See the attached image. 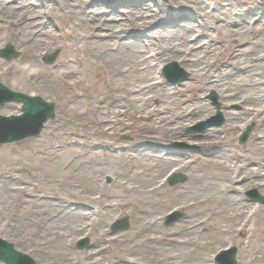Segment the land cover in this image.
I'll return each mask as SVG.
<instances>
[{"label": "bare ground", "instance_id": "obj_1", "mask_svg": "<svg viewBox=\"0 0 264 264\" xmlns=\"http://www.w3.org/2000/svg\"><path fill=\"white\" fill-rule=\"evenodd\" d=\"M12 1L22 6L27 0H0V5ZM96 2L99 5L83 15L86 18L81 24L89 34L81 35L75 30L72 37L78 46L76 52L84 53L87 58L100 57L111 67L116 84L110 85L109 95L102 103H88L90 93L71 96L72 104L78 108L63 113L58 123L78 125L74 130L79 137L74 140L76 146L89 144L84 120L102 130L105 138L137 124L141 130L136 136L139 149L135 154L144 160L140 166L115 170L112 187H105L101 185V172L98 175L91 162L74 154L71 161L58 167L68 174L67 182L57 178L58 188L49 195L32 197L31 185L16 190L18 195L25 196L22 203L31 207L26 213H35L38 219L31 234L32 248L41 264H115L107 259L106 252L134 237L133 251L117 264H182L190 260L192 264H210L208 251L223 244L224 237L244 231L250 218L264 213L263 206L241 199L242 189L237 187V183L263 187V168L258 171L251 168L254 159L238 151L232 138L244 129L238 126L240 120L244 125L264 117V12L259 8H244L238 2L212 7L202 0H174L165 7L134 0L128 8L118 11L113 9L116 3L110 0H88L89 4ZM173 14L190 20L152 29ZM74 17L69 21H74ZM19 19L1 18L0 30L8 29L9 37L24 47L30 68H37L31 72L21 70L30 81L28 87L50 91L55 85L73 84L69 77L77 72L69 60L63 61L61 71L39 65V52L48 45V38L60 39L56 29H47L49 23L44 18ZM249 24L253 26L244 33L243 26L250 27ZM130 29L142 38L141 42L125 38ZM221 29L225 31L224 37L215 38L213 33ZM228 48L232 52L224 58ZM159 57H177L186 63L193 71L192 84L181 90L166 89L162 83L155 85L151 64ZM74 85L81 86L79 82ZM210 89L217 90L221 97L225 125L182 135V128L189 123L186 112L189 109L203 112L207 102L201 95ZM153 101L157 104L153 105ZM85 102L89 104L87 111L80 109ZM231 104H239L240 110H230ZM172 140L196 146L191 154L202 158L198 172L190 175L183 187L170 188L165 182L171 173L193 164L189 157L159 149ZM36 144L32 141L26 146L35 148ZM255 145L263 148L261 143ZM148 148L154 149L148 151ZM1 166L0 161L2 172ZM6 174L11 179L12 175ZM187 195L191 196L189 200L184 199ZM176 204L188 211V217L165 228L162 222L167 211ZM119 210L129 212L132 228L109 236L107 228ZM203 229L206 232L201 233ZM176 236L184 238L177 244L182 250L175 252L168 241ZM84 237L91 238V247L79 253L73 244ZM205 237L208 241H203ZM246 248L254 257L250 264H264L263 247L248 244ZM138 255L141 259H137Z\"/></svg>", "mask_w": 264, "mask_h": 264}, {"label": "rangeland", "instance_id": "obj_2", "mask_svg": "<svg viewBox=\"0 0 264 264\" xmlns=\"http://www.w3.org/2000/svg\"><path fill=\"white\" fill-rule=\"evenodd\" d=\"M133 1L134 0H110V2L116 3V8L111 6L108 9L113 8L117 11L124 10L128 8L130 3ZM202 1L212 7L215 5L225 7L231 2H238V4L244 8H259L261 9V12H264V0ZM142 2L148 4L155 3V5L161 4V6L166 7L169 6V4L174 3V0H142ZM3 4L4 5H0V19L3 17L13 20H20V17L25 19L37 17L38 20L44 18L49 23L47 29H52V27L56 29L57 35L60 39L56 40L53 37L48 38V45L39 52V65L50 70L61 71L59 69L63 61L69 60L71 62V68L77 72L76 75L69 77V81L73 84H65L64 86L55 85L50 91L28 87L30 81L28 80L27 76L21 72V70L26 69L25 71L31 72L35 71L37 68H30L29 62L24 57V47L9 37L8 29L0 30V50L9 43L14 47L15 51L20 54L18 59L11 62H8L0 57V82L15 92L41 97L47 102L53 103L56 106L55 120L47 122L45 130L39 137L30 138L18 143L0 145V161L2 164L1 167L4 170L2 172L0 171V238L13 244L18 251L31 256L37 262V264H41L39 258L32 248L34 244L32 238L33 236L31 235L33 234L35 225L38 223V219L35 216V213H26V211H28V209L31 207L22 203L21 199H23L25 196L18 195L16 190L19 191V188L23 185H26L27 187L31 185L32 189L34 190V195H31L32 197L36 196V198L39 199L40 197L49 195V193L58 188L55 185V180L57 178H59L61 182H67L68 174L64 171H59L58 167L60 166L62 168L66 161H71L74 154H78V158L80 157L84 161L91 162L98 175L99 172H101L103 181L101 183L102 186L112 187L115 170L123 169L132 165L140 166L141 160H144L138 158L135 154L139 149L138 145L136 144V136L141 130V127L137 124H132V126L122 130L119 134L112 133L113 137L105 138L103 136L102 130H98L96 126L84 120L85 124L83 129L90 136L89 144L82 146L83 143H80L78 146H76L74 144V140L79 139V137L75 135L76 132H74V130L78 127V125L72 124L71 122L58 123L59 116H61L63 113L66 114L70 113L71 111L75 112L78 108L72 104L73 102L71 96H83L87 93H90L91 101H88V103H102V100H104L109 95L110 85L112 83L116 84V79L111 74V67L106 66L104 61L99 59L100 57H96V59L94 56L87 58L84 56V53L81 54L76 52L78 46L72 37V33L75 30H78L81 35L89 34L90 31L85 30V28L81 26L84 19L86 18V16L84 18L83 15L86 12L89 13L95 9L97 5H99L97 2L89 4L88 0H27L22 6H19L15 1ZM73 16H76L74 17V21H69L73 18ZM188 20H190V17L187 19L186 16L184 17L173 14L172 17H168L165 20L160 21L152 29H155L156 31V29L160 30L166 27H171L175 24L185 23ZM249 25L250 27L247 25L243 26L244 33H247L249 28L253 26V24ZM149 29V31H152L151 27H149ZM224 32L225 31L221 29L219 32L216 31L212 33L215 38L222 39L225 34ZM125 38L132 42L142 41V38L132 29H130L129 35L125 36ZM201 40H206V38H201ZM114 49H117V47H114ZM231 52L232 48L226 49L224 58H227ZM145 54L147 55V51H145ZM49 55L56 56V59L52 64H47L45 62V58ZM159 58V60H156L155 62L153 61L154 63L151 64V78H155V80H153L155 85H160L162 83L166 89L181 90L185 85L192 84L193 71L192 68H190L186 63L182 62L177 57ZM172 62L177 63L179 68L185 74L189 75L188 81H181L180 83L172 85L170 82L164 79L162 76V70L166 65ZM178 75L182 77L183 74L179 73ZM75 82H79L81 86L74 85ZM212 93L217 95L218 103L221 107L220 112L222 114L223 123H221V125L219 124L218 126L216 125L218 124V121H216L213 127L209 128H220L225 125L226 115L222 112L221 97L217 90L210 89L203 91L201 95L202 100L207 102L206 109L203 112L194 109H189L186 112V119L189 123L182 128V135L199 134L200 132L202 133L200 129L194 131L192 130L198 124L202 122H208L217 115L216 107L210 99ZM88 103L85 102V104H83L80 109L87 111L89 108ZM154 104L157 103L153 101V105ZM103 109H105V106ZM229 109L232 111H239L240 106L239 104H231ZM21 110V104L8 103L0 107V115L6 117L18 116L21 114ZM98 119L101 122L100 118ZM242 124V120H240L238 122V126H243L244 129H241L238 135L232 137L234 140V146L241 153L250 155L251 158L254 159L255 162L251 164V168H253L255 171L262 168L264 169V117H261L257 121L246 122L244 124L245 126ZM252 124L255 125V129L251 134L248 143L245 145H240L239 139L241 135L245 132L247 127ZM32 141L37 142L35 148L26 146L27 143ZM260 143L262 144L263 148L255 145ZM194 148H196V146H187L178 140L166 142L164 147L159 148L164 149V151L166 150V153L175 155L181 154L185 156V158L189 157L193 163L191 167L186 168L183 171L174 172L186 176L187 181L184 184H179L176 186H170L168 184L170 188L183 187L186 183H188L190 175H194L198 172L200 167L199 164L202 158L200 155L191 154V152L194 151ZM148 149V151H151L154 148ZM204 171L210 173L208 170ZM6 173H10L12 175L11 179L9 177L10 175H7ZM169 176L166 177L165 182H167ZM237 187L242 189L240 192V197L244 201H248L245 195L251 190H256L259 192V194L264 196V186L258 187L256 185H252V183L245 186L242 183H237ZM112 190L119 195H122V192L117 188H113ZM211 196L217 198L216 194H212ZM190 198L191 196H184V199L186 200H189ZM198 198H200V196ZM180 209L182 210L180 211ZM173 210H179V212L183 213L184 216L178 221L168 224L166 218L170 213L173 212ZM167 212L168 215L162 222V225L165 228L171 227L175 223H178L188 217V211L184 209L181 204L174 205ZM250 213L252 212L249 211V214ZM122 218L129 219L130 228L125 231H119L115 233L112 232L111 224ZM132 222L133 219L129 212H123L119 210L117 212V217L107 228L108 235L111 236L129 231L132 228ZM200 232L204 233L206 230L203 229ZM201 236H203V234H201ZM183 238L184 236L170 238L168 245L172 247L175 252L181 251L182 248L178 247L177 244L178 241ZM85 239H87L89 243L87 247L80 249L78 247V243ZM85 239L79 238L76 240L73 244V249L79 253L87 251L91 247V238ZM134 240L135 239L133 237L125 245L110 249L108 252H106L107 259L111 260L115 264L122 262L124 260L123 256H128L133 251L132 246L134 245ZM203 241H208V237H205ZM248 244H250L251 247L261 246L264 248V213H262L260 216L253 217L252 219L250 218L247 226L244 228V231H236L233 235L224 237L223 244H218L216 245L215 250L208 251L207 256L210 264H216L215 258L219 252L233 247L237 248L238 250V264H250L254 257H252L250 254V250L246 248ZM148 253L151 254L150 251H148ZM141 257V255H138L137 259H141ZM182 264H192V261L190 260Z\"/></svg>", "mask_w": 264, "mask_h": 264}, {"label": "water", "instance_id": "obj_3", "mask_svg": "<svg viewBox=\"0 0 264 264\" xmlns=\"http://www.w3.org/2000/svg\"><path fill=\"white\" fill-rule=\"evenodd\" d=\"M0 56L8 61H12L19 57V54L15 52L11 44H7L6 48L0 51ZM55 60V56H48L45 61L48 64H52ZM176 64H171L166 67L165 71L169 72ZM185 76L184 79H186ZM212 99L217 109L220 108L217 103V97L213 94ZM8 102H17L23 104V115L14 116L9 118L0 117V144L14 143L22 141L27 138L39 136L45 123L51 119H55V105L44 101L40 97H32L22 93H17L9 90L3 84L0 83V106ZM220 116V114H219ZM254 126L248 128V131L241 139V144H245L253 130ZM186 178L181 175H175L170 179L171 185L184 183ZM255 200L264 203V198L257 196ZM181 217V214H176L174 221ZM173 221V220H172ZM129 228L128 220H122L117 222L113 227V231L127 230ZM87 242L80 244L84 247ZM237 249L233 248L224 251L217 259V264H237L236 260ZM5 264H34L28 256L23 255L15 250L14 246L2 239H0V262Z\"/></svg>", "mask_w": 264, "mask_h": 264}]
</instances>
